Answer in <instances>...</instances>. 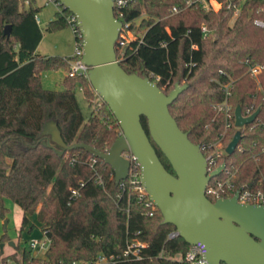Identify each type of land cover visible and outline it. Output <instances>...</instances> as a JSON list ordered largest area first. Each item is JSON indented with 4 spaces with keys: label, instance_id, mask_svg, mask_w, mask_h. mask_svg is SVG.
Here are the masks:
<instances>
[{
    "label": "trees",
    "instance_id": "trees-1",
    "mask_svg": "<svg viewBox=\"0 0 264 264\" xmlns=\"http://www.w3.org/2000/svg\"><path fill=\"white\" fill-rule=\"evenodd\" d=\"M182 1L131 2L125 18L141 17L142 41L133 40L123 55L117 50L120 64L129 73L156 81L167 94L176 83L187 85L170 104V111L204 155L221 137L227 145L238 130L233 124L223 136L224 116H215L213 104L225 99V84H232L228 101L234 109L241 105L245 111L252 103L260 108L258 119L242 129L239 146L243 149L237 147L220 158L236 173L231 181L237 187L255 188L264 181V26L255 22L256 18L264 20L262 1L245 0L235 17L229 0H222L218 9L195 2L172 12ZM43 6L31 0L28 7L20 8L19 0H0V216H7L6 198H11L24 210L21 231L29 215L36 214L51 240L43 256L24 247L23 264L91 261L101 253H119L136 239L147 243L141 259L101 264H183L190 244L180 235L170 237L176 226L164 222L158 207L150 215L147 201L127 183L118 194L121 187L110 164L83 147L60 154L56 148L62 147L44 132L45 124L54 120L66 144L85 142L103 151L120 136L119 122L110 107L101 99L98 109L93 108L95 96L88 79L69 74L71 55L37 52L43 31L35 16ZM68 12L57 10L47 29L68 26ZM8 24L10 34L5 33ZM203 24L209 30L206 35ZM257 63L263 68L255 78L249 69ZM55 68L66 70L63 87L45 88L42 72ZM77 86L92 106L88 120L77 99ZM142 123L149 133L145 116ZM151 140L163 164L175 172ZM98 175L105 188L97 184ZM80 180L85 181L81 194L69 203L71 188ZM4 238L5 234L0 240ZM17 255L18 251L3 259L7 262Z\"/></svg>",
    "mask_w": 264,
    "mask_h": 264
},
{
    "label": "water",
    "instance_id": "water-1",
    "mask_svg": "<svg viewBox=\"0 0 264 264\" xmlns=\"http://www.w3.org/2000/svg\"><path fill=\"white\" fill-rule=\"evenodd\" d=\"M60 1L78 17L85 40L82 60L90 66L89 81L110 107L123 132L103 151L85 142L66 144L57 122L50 120L44 132L62 147L56 148L59 153L87 148L113 167L115 180L120 183L127 178L130 167L122 152L130 148L141 164L143 184L164 222L174 224L177 235L189 244H205V264H264V204L241 203L238 193L210 199L207 184L221 173L225 163L207 173V159L200 144L190 139L170 111V104L187 85L176 83L167 94L156 81L129 73L121 66L116 44L122 22L115 16L113 0ZM10 27L5 26V33L10 34ZM259 111L257 108L244 116L241 105H237L236 125L253 121ZM142 116L147 118L149 133ZM151 137L175 172L163 164ZM241 137L239 129L226 147L228 154L235 151Z\"/></svg>",
    "mask_w": 264,
    "mask_h": 264
},
{
    "label": "built area",
    "instance_id": "built-area-1",
    "mask_svg": "<svg viewBox=\"0 0 264 264\" xmlns=\"http://www.w3.org/2000/svg\"><path fill=\"white\" fill-rule=\"evenodd\" d=\"M20 1V8H26L29 6L31 0H19ZM44 5L48 3H55L58 5V10L61 11L63 9H67L64 7V4L60 0H44ZM114 1V13L117 19H119L122 22V27L120 29L118 41L116 44L117 50H120V55H123L125 52V49L127 46L130 45V43L133 40H139L142 41V37L139 34H133L132 30L135 26L132 27L133 21H135V24L137 23L136 18L134 20H128L125 18V12L126 9L130 6L131 2L134 0H113ZM245 0H229L228 7H234V17L238 15L241 9V5L243 4ZM262 1V8L264 9V0ZM199 2L202 4V6L206 9H218L222 6V0H183L182 4H176L172 7V12H178L181 10H184L189 5ZM37 22L41 23V17L38 15V13L35 16ZM66 18L68 20V23L72 25L74 35H75V45H74V52L73 55H71L70 59V69L69 74L71 76L75 75H81L88 79L89 81V69L90 66L87 65L85 62H83L82 57L84 53V34L79 26L78 17L76 14H74L72 11L69 10V12L66 14ZM255 22L261 26H264V20L256 18ZM202 31L206 35L208 33V27L206 24L202 25ZM118 59L120 60L121 57L117 55ZM263 68L262 64H254L250 66V74L251 76L257 78L259 72ZM90 83V81H89ZM232 86L231 83H227L224 85V90L226 93V97L224 100L220 102H216L213 104V108L216 112L215 116L218 114H223L225 119V131L223 133V136L225 135L228 128H230L233 124L235 127L239 130L244 129L247 124L253 123L255 120L258 119V115L254 118L253 121L249 123H245L242 126H237L236 121V114L235 109L233 108V105L228 101V96L231 94L230 87ZM90 88L92 89L94 93V100H93V108L98 109V101H100L102 98L99 96V94L94 90L90 83ZM80 89H82L80 87ZM257 109L254 106V103L247 106L245 108V111L242 110V114L244 116H249L253 112H255ZM122 129L120 127L119 134H122ZM223 137L215 141L214 143L210 144L208 147L211 148V151L206 156L207 159V173H211L214 170H216L222 162H220V158L223 157L224 154H228L226 151L227 145L223 142ZM240 143V142H239ZM236 146L239 149H243V146ZM205 147V146H204ZM202 148V147H201ZM108 150V149H107ZM123 156L129 159L130 161V167L127 178L120 181L119 185L121 187V190L118 192V194H121V192L125 189L126 183L129 185H132L135 187L140 199H145L147 202L146 204L151 207V210L149 211V214L152 215L157 207L153 199L151 198L150 194L146 190L143 181H142V167L141 164L136 157V155L131 151L130 148H125L122 152ZM255 159H257V156L253 155ZM93 161H96L97 158L92 157ZM98 174V172L96 171ZM236 173L230 169V167L227 166L225 163V166L221 173L218 175L213 176L210 181L207 184L206 187V194L207 196L212 199L213 201L219 199V198H225V197H232L236 193H238V201L241 203H257V204H264V181L261 179L259 181L258 186L255 188L250 187H237L234 182L231 181V178ZM115 176V172H114ZM97 184L105 188L104 182L101 178V175H98ZM85 185L84 180L78 181V183L71 188V194H70V200L69 203L77 198L81 194V189ZM177 235V230L170 233V237H174ZM45 239L42 238H32L30 240L29 246L31 248H35L38 250H44L48 248L50 244V238L45 235ZM147 245L146 241L136 239L133 241H128L124 249L119 253H111V254H99L96 258H94L91 261L86 260H74L71 262V264H90V263H116L120 259H141L143 257V248ZM206 246L203 242L199 241L195 244H190V248L188 249L186 256L184 258L183 264H205L206 263ZM220 264H228L225 261H222Z\"/></svg>",
    "mask_w": 264,
    "mask_h": 264
},
{
    "label": "rangeland",
    "instance_id": "rangeland-1",
    "mask_svg": "<svg viewBox=\"0 0 264 264\" xmlns=\"http://www.w3.org/2000/svg\"><path fill=\"white\" fill-rule=\"evenodd\" d=\"M44 0H36L37 5L44 4ZM58 5L55 3H48L38 12L41 17V28L43 31V37L38 45L40 54L48 55H73L75 45V35L72 25L65 26L60 30H49L46 24L55 17ZM146 14L143 13V16ZM140 18L137 19L133 34H139L142 29L138 30ZM64 68H55L45 70L42 72V83L45 88L48 89H61L63 87V79L66 75ZM76 95L80 107L82 109L85 120L90 117L92 106L89 104L85 97V94L80 87L76 88ZM6 205L9 207V212L6 217L0 216V239L5 234V238L0 240V264H4L3 257L10 252L19 251L21 256L24 247H29L30 240L32 238L45 239L44 233L40 227L39 220L35 214L29 215V223L21 231L22 220L24 216V210L11 198H6ZM11 242H14L12 244ZM3 244V246H1ZM14 252V253H15ZM34 254L42 255L44 250H38L32 248ZM6 264H23L22 261L9 258Z\"/></svg>",
    "mask_w": 264,
    "mask_h": 264
},
{
    "label": "crops",
    "instance_id": "crops-1",
    "mask_svg": "<svg viewBox=\"0 0 264 264\" xmlns=\"http://www.w3.org/2000/svg\"><path fill=\"white\" fill-rule=\"evenodd\" d=\"M37 52H39V50H38V48H37ZM43 55V54H42ZM44 55H48V54H44ZM61 56H63V55H61ZM64 56H66V55H64ZM36 215V214H35ZM37 216V215H36ZM40 223V222H39ZM40 227H41V223H40ZM42 229V228H41ZM43 232V231H42ZM15 252V250L14 251H12V252H10L9 254H7V255H5V256H8V255H10V254H12V253H14ZM44 253H45V251H44ZM44 253L42 254V255H40V254H34V255H37V256H43L44 255ZM4 256V257H5ZM3 257V258H4ZM12 259H14V258H12ZM21 260L22 261V259H21V256H19V251H18V255H17V258H15V260ZM8 261V260H7ZM3 262H4V264H6L7 262H5V260L3 259ZM23 263V262H22Z\"/></svg>",
    "mask_w": 264,
    "mask_h": 264
}]
</instances>
